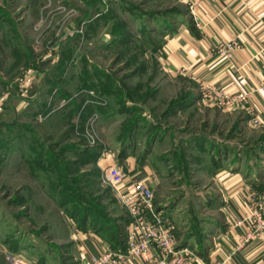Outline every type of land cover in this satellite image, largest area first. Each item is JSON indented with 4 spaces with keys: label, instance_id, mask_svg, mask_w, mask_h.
Masks as SVG:
<instances>
[{
    "label": "rangeland",
    "instance_id": "374dc122",
    "mask_svg": "<svg viewBox=\"0 0 264 264\" xmlns=\"http://www.w3.org/2000/svg\"><path fill=\"white\" fill-rule=\"evenodd\" d=\"M189 5L0 0V264H10L8 254L42 264L34 250L48 244L41 225L62 231V202L96 200L105 217L127 220L101 179L107 164L127 176L149 173L154 207L175 241L204 235L202 222L220 215L214 172L231 177L238 168L254 182L258 128L234 120L249 115L203 100L202 83L167 57L171 35L194 24ZM48 54L54 66L29 100L22 76ZM69 144L81 150L65 151Z\"/></svg>",
    "mask_w": 264,
    "mask_h": 264
},
{
    "label": "crops",
    "instance_id": "0c3cea01",
    "mask_svg": "<svg viewBox=\"0 0 264 264\" xmlns=\"http://www.w3.org/2000/svg\"><path fill=\"white\" fill-rule=\"evenodd\" d=\"M189 11L198 26L191 22L172 34L166 43L167 57L171 65H182V72L197 82L215 85L230 94L253 90L245 103L249 112L239 108L231 110L243 119L249 115L245 121L239 117L234 119L243 126L250 125L251 117L256 116L258 134L252 138L257 142L253 157L261 163L251 170L256 178L249 183L239 175L243 173L238 168L231 177L226 168L214 172L217 180H213L212 188L217 195L212 201L216 202L220 215L202 222L206 225L204 235L190 241L180 239L176 243L192 247L194 259L206 264H264V230L243 243L240 237L247 231V225L236 224L247 215L251 194L264 196V89H259L264 81V0H190ZM231 41L238 46L232 50L230 59L212 53L217 46ZM52 57V54L42 57L35 62V67L23 74L21 82L27 99L40 93L44 78L54 66ZM135 170L128 178H142L141 174H145L144 179L153 185L152 177L147 176L149 173L142 168ZM97 195L102 199L101 194ZM113 210L110 212L114 213ZM113 216L114 224H123L126 232L129 218L126 217V221V215ZM58 219L63 225L60 232L55 223L52 228V222H42L41 230L48 231V244L34 247L42 264H87L91 256H100L108 248L115 250L104 233L93 229L91 218L86 217L80 223L77 215L69 213ZM122 264H141V261L126 260Z\"/></svg>",
    "mask_w": 264,
    "mask_h": 264
},
{
    "label": "built area",
    "instance_id": "2783aa9c",
    "mask_svg": "<svg viewBox=\"0 0 264 264\" xmlns=\"http://www.w3.org/2000/svg\"><path fill=\"white\" fill-rule=\"evenodd\" d=\"M194 24L198 26L197 21ZM237 46L236 42L231 41L217 46L212 53L230 59L232 50ZM200 87L203 100L222 109L239 108L249 112L245 103L252 89L247 93L230 94L215 85L202 83ZM259 89H264V81ZM250 121L258 125L255 115ZM101 179L112 187L117 203L129 218L126 245L120 250L108 248L100 256H91L87 264H122L126 260H139L141 264H206L194 259L189 246L176 243L171 227L162 223L161 213L154 207L152 186L146 179L128 178L123 168L115 164H107L102 168ZM248 207L247 215L236 223L247 225V231L240 237L243 243L259 236L264 230V196L251 194ZM7 259L10 264H35L13 254H8Z\"/></svg>",
    "mask_w": 264,
    "mask_h": 264
},
{
    "label": "trees",
    "instance_id": "16d2710c",
    "mask_svg": "<svg viewBox=\"0 0 264 264\" xmlns=\"http://www.w3.org/2000/svg\"><path fill=\"white\" fill-rule=\"evenodd\" d=\"M47 93H51V88L47 89ZM175 101L173 102V104H176L178 102V101L176 102ZM60 111H63L64 116L69 117V118H66L65 120L66 122L67 121L69 122L71 118V115H69L71 114L70 113L71 110L69 109L68 111H66V106H63L60 108ZM68 147L69 148L65 149V151L81 150L80 146H78L77 144H69ZM260 149H263V146H261ZM98 199H101V198L98 197ZM62 203L64 207L65 206L69 207L66 209L68 213H71L72 216L77 215V217L80 220V223H82L86 219V217L91 218L93 222V229L95 228L99 232H102V234L104 233L107 241L110 243V245H112L113 249L120 250L124 248V241H125V236H126L124 225L122 224L123 225L122 226L121 224H117L119 226H116L112 218L110 219L107 216L105 217V214L103 212L105 208L104 207L96 208L95 205L99 204L96 202V200L87 201L86 204H83L85 203L84 200H77V203H73L72 200L62 202ZM92 204H94V206H91ZM126 221H124V223H126ZM13 252H14V249H13Z\"/></svg>",
    "mask_w": 264,
    "mask_h": 264
}]
</instances>
